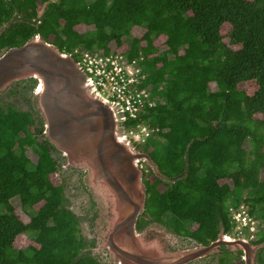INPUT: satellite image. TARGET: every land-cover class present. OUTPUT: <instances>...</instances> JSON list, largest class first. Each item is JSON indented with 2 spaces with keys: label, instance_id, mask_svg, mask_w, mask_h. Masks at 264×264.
Returning a JSON list of instances; mask_svg holds the SVG:
<instances>
[{
  "label": "trees",
  "instance_id": "1",
  "mask_svg": "<svg viewBox=\"0 0 264 264\" xmlns=\"http://www.w3.org/2000/svg\"><path fill=\"white\" fill-rule=\"evenodd\" d=\"M78 25L93 28L79 32ZM2 26V53L40 34L48 41L54 36L62 51L86 47L139 61L138 87L147 88L149 97L123 125L148 126L143 149L172 181L151 180L153 171L145 172L146 208L138 230L156 222L177 237L207 243L221 229L232 231L241 207L263 220L264 118L257 114L264 116V0H0ZM135 27L144 32L132 35ZM123 37H130L128 46ZM26 80L33 90L36 80ZM246 81L257 87L250 94L239 88ZM34 93L23 94L28 110L0 98V264H108L87 249L92 245L82 234L83 216L68 207L64 183L53 180L61 164L52 155L56 148L40 139L44 124ZM16 196L28 222L11 202ZM262 225L256 243L264 242ZM22 235L31 242L18 248ZM236 259L226 251L219 264ZM257 264H264V247Z\"/></svg>",
  "mask_w": 264,
  "mask_h": 264
},
{
  "label": "water",
  "instance_id": "2",
  "mask_svg": "<svg viewBox=\"0 0 264 264\" xmlns=\"http://www.w3.org/2000/svg\"><path fill=\"white\" fill-rule=\"evenodd\" d=\"M29 78L36 80L35 105L45 138L68 165L85 170L88 189L104 211L103 246L110 264H188L220 251H241L244 264H256L264 242L230 237L223 229L207 245L178 250L169 247L170 231L164 225L153 222L138 230L147 198L140 162L160 170L127 136L121 105L96 89L70 53L40 34L0 55V92Z\"/></svg>",
  "mask_w": 264,
  "mask_h": 264
},
{
  "label": "rangeland",
  "instance_id": "3",
  "mask_svg": "<svg viewBox=\"0 0 264 264\" xmlns=\"http://www.w3.org/2000/svg\"><path fill=\"white\" fill-rule=\"evenodd\" d=\"M43 9V7H40L39 12H41ZM93 26H87V25H78L76 27V29L79 32H85L89 29H92ZM228 29V26H224L223 27V32L225 33ZM144 32V28L142 27H135L132 31V35L134 36H139ZM54 36H50L49 41L52 42ZM123 42L128 46L130 44V37H123ZM111 44V43H110ZM2 54V52H0V55ZM36 85V84H35ZM211 89L213 90H217V85L215 82H211L210 83ZM239 88L244 89L247 91V93H252L257 87L256 84L253 81H246V82H242L239 84ZM16 91V94L12 95V96H8L7 93L10 91ZM35 91V87L32 90L31 88V83L30 81L26 80H20V81H15L14 83H12V85H10L8 87V89L4 92H0V98L1 101L4 103H12L14 104L16 107H18L19 109L22 110H28L29 109V104L25 102V100L23 99V94L27 95V97H31L33 92ZM35 97V96H34ZM35 101V98H34ZM35 108L37 109L36 105ZM38 110V109H37ZM39 113V111H38ZM40 115V114H39ZM37 116V115H35ZM257 116L259 118H264L263 115L257 114ZM144 125L137 127L136 129L140 132V137H141V141L139 143H137L136 145L139 147H137V149H140V151H143L145 153H148L147 151H144L143 147L146 144V139L147 137L151 134V130L149 131V129H147V132L149 134H146L145 129L143 128ZM143 134H142V133ZM45 138L44 136H40V139ZM245 147L248 148L249 145L246 142L245 143ZM28 156L32 159V161L36 162L38 159V156L36 155V153L32 150L29 149L27 151ZM52 155L54 158H56L59 163L61 164V168L60 170L55 173L52 177L55 183H64V194L67 198V200L69 201L68 203V207H70V209H72V211L78 215V216H83L81 218H83V220L81 221V229H82V234L85 238H87L90 242V244L92 245L91 247H87L88 250H90L94 255L100 257L103 259L104 262L110 264L111 260H110V254L109 251L106 247H104V234L107 230V224L105 223V214L104 211L102 209V207H100L97 202L95 201L93 195L90 193L88 186L86 184V172L83 171V176L82 173H80L81 168H76L73 166H70L67 164L65 156L59 151V150H54L52 151ZM63 157L65 160H63ZM145 162V163H143ZM140 166L142 167L145 172H149L150 170L153 171V175L151 176V180H154L155 177H157L159 175V177H161L162 179H166L167 181L171 180L168 177H166L165 175L162 174L161 171H158L157 168L154 165H151V163L149 164L147 161H142V163L140 162ZM264 176V172L261 173V177ZM147 177H145V175H143V180H145ZM172 181V180H171ZM229 181V180H228ZM84 185L87 187L88 189V194L85 193L84 190ZM158 188L163 191L165 190L167 187L164 183H161ZM91 195V199H93L95 206L97 207L96 212H97V217L96 219H93V213H90V196ZM11 202L13 204V206L15 207L16 212L20 215V217L22 218V220L24 222H28L29 221V216L22 210L21 207V203H20V199L19 197H13L11 199ZM248 211V207H245ZM144 213V212H143ZM142 213V214H143ZM141 214V215H142ZM168 215L164 216L165 218ZM255 217V216H253ZM92 220H94L92 223L90 222ZM90 220V221H89ZM235 221V220H234ZM255 221L257 223V227L255 229V227L253 228L254 230H252L251 226H249V231H255L257 229H259L258 231H260L262 229V224L264 223V218L263 220L258 219V217L255 218ZM258 221H259V225H258ZM234 226L232 228V231L229 233L232 236H236V229H238L241 225L238 224L236 221L233 223ZM162 229V228H161ZM246 235H248V232L245 231ZM168 238V245L171 248V245L173 247H179L181 248H185V247H190V246H198L197 242L193 241V240H189V239H184V238H180V237H175V235H173V233L169 232ZM31 241L28 239L27 236L22 235L18 238L17 242H16V247L18 248H22V247H26ZM184 242L185 244L182 246H179V243ZM183 244V243H182ZM219 254V253H218ZM215 254L212 255L211 257L208 258H204L201 261V264H218L220 262V257L224 254ZM232 255L236 256V264H244L243 261V255H240L239 251H232L231 252ZM242 254V253H241ZM256 264H257V260H256Z\"/></svg>",
  "mask_w": 264,
  "mask_h": 264
},
{
  "label": "built area",
  "instance_id": "4",
  "mask_svg": "<svg viewBox=\"0 0 264 264\" xmlns=\"http://www.w3.org/2000/svg\"><path fill=\"white\" fill-rule=\"evenodd\" d=\"M72 53L78 57L79 63L85 72L90 75L93 84L99 92L108 98L118 101L122 105L123 111L129 117H135L138 114L145 102L144 98L149 97V90L147 88L139 89L138 87L141 75L138 60L134 59L129 62L123 54H115L113 52L103 54L86 47L75 48ZM152 104L153 102L149 100V105ZM139 126L142 125L130 129L126 128L127 136L136 143L141 141L140 133H138L140 131L136 129ZM143 128L146 134H149L147 132L148 126L144 125ZM233 220L241 225L236 229V236L248 240L256 238V230L249 231V226L254 230L253 228L255 227L256 229L257 223L254 218L248 215L244 207L235 210ZM246 227L248 228L246 229ZM245 231L249 235H246Z\"/></svg>",
  "mask_w": 264,
  "mask_h": 264
},
{
  "label": "flooded vegetation",
  "instance_id": "5",
  "mask_svg": "<svg viewBox=\"0 0 264 264\" xmlns=\"http://www.w3.org/2000/svg\"><path fill=\"white\" fill-rule=\"evenodd\" d=\"M141 163H142V161H141ZM143 163H145V162H143ZM146 164V163H145ZM142 168V167H141ZM143 171H145V170H143ZM197 226H194L193 227V229H195ZM172 232V231H171ZM173 233V232H172ZM173 235H175L174 233H173ZM224 235H229L230 237H234V238H237V236H232V235H230V234H224ZM217 236H218V234H217ZM175 237H177L176 235H175ZM217 238V237H216ZM215 238V239H216ZM215 239H212V240H210L209 242H207V243H203V242H198V241H196L195 239H193V238H191L190 237V239L189 240H193V241H195V242H197V245H207V244H209L211 241H213V240H215ZM250 242H252V243H256V242H254L252 239H250ZM183 243V244H182ZM182 243H179V246H182V245H184L185 243L184 242H182ZM196 246V245H195ZM171 249L172 250H178V249H180L179 247H173L172 245H171ZM224 252H226V251H220V252H216V253H212V254H209V255H207V256H204V257H201V258H197V259H195V260H193V261H191V262H189L188 264H201V261L204 259V258H208V257H211L212 255H215V254H224ZM218 254V255H219ZM242 255V254H241ZM219 264V263H218Z\"/></svg>",
  "mask_w": 264,
  "mask_h": 264
},
{
  "label": "bare ground",
  "instance_id": "6",
  "mask_svg": "<svg viewBox=\"0 0 264 264\" xmlns=\"http://www.w3.org/2000/svg\"><path fill=\"white\" fill-rule=\"evenodd\" d=\"M101 93V92H100ZM102 94V93H101ZM103 95V94H102ZM106 99H108V100H111V101H116L115 99H113V98H108V97H106L105 95H103ZM116 102H118V101H116ZM119 103V102H118ZM120 104V103H119ZM121 105V104H120ZM149 106H152V105H149ZM144 107V104L141 106V109ZM121 108H122V105H121ZM141 109L139 110V112L141 111ZM122 110H123V108H122ZM138 112V113H139ZM123 113H124V115L126 116V119H127V117L129 116L128 114H126L124 111H123ZM138 115V114H137ZM136 115V116H137ZM135 116V117H136ZM131 118H134V117H131ZM126 134H127V131H126ZM132 142L134 143V141L132 140Z\"/></svg>",
  "mask_w": 264,
  "mask_h": 264
},
{
  "label": "clouds",
  "instance_id": "7",
  "mask_svg": "<svg viewBox=\"0 0 264 264\" xmlns=\"http://www.w3.org/2000/svg\"><path fill=\"white\" fill-rule=\"evenodd\" d=\"M75 49V48H74ZM74 49H72V51L74 50ZM72 51H63V52H67V53H70L74 58H75V60L76 61H80L79 59H78V57L77 56H75L73 53H72ZM81 65V64H80ZM82 67V66H81ZM83 69V68H82ZM84 70V69H83ZM85 71V70H84ZM90 76V75H89ZM91 78V77H90ZM97 89V88H96ZM98 90V89H97ZM238 237V236H237ZM238 238H242V237H238ZM257 238V237H256ZM256 238H255V240H256ZM245 239V238H244ZM246 240H248V239H246ZM248 241H250V240H248Z\"/></svg>",
  "mask_w": 264,
  "mask_h": 264
}]
</instances>
